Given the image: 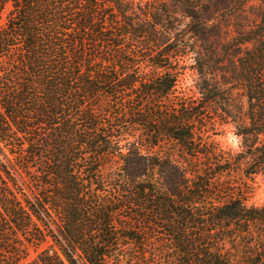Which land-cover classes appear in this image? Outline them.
<instances>
[{"label":"trees","instance_id":"obj_1","mask_svg":"<svg viewBox=\"0 0 264 264\" xmlns=\"http://www.w3.org/2000/svg\"><path fill=\"white\" fill-rule=\"evenodd\" d=\"M259 178L264 0H0V264H264Z\"/></svg>","mask_w":264,"mask_h":264},{"label":"rangeland","instance_id":"obj_2","mask_svg":"<svg viewBox=\"0 0 264 264\" xmlns=\"http://www.w3.org/2000/svg\"><path fill=\"white\" fill-rule=\"evenodd\" d=\"M221 141L227 148L239 149V139L236 138L232 132H229L225 136H222ZM258 181L259 185L257 186L254 197L251 199V203L264 205V180L262 178H259Z\"/></svg>","mask_w":264,"mask_h":264}]
</instances>
